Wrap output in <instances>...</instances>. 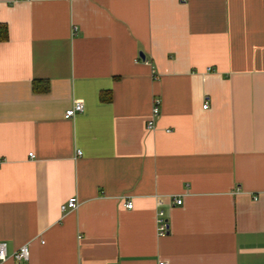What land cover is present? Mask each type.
Returning <instances> with one entry per match:
<instances>
[{
    "label": "crops",
    "instance_id": "0c3cea01",
    "mask_svg": "<svg viewBox=\"0 0 264 264\" xmlns=\"http://www.w3.org/2000/svg\"><path fill=\"white\" fill-rule=\"evenodd\" d=\"M0 23L3 264H264V0H0Z\"/></svg>",
    "mask_w": 264,
    "mask_h": 264
},
{
    "label": "built area",
    "instance_id": "2783aa9c",
    "mask_svg": "<svg viewBox=\"0 0 264 264\" xmlns=\"http://www.w3.org/2000/svg\"><path fill=\"white\" fill-rule=\"evenodd\" d=\"M75 31L77 30V27H74ZM161 98H155L154 103H153V111H152V117L148 120V128L153 129L156 127V119L159 117L161 113ZM204 107L208 108L209 107V102L205 101L203 104ZM85 105L83 101H76L70 109L67 110L65 117L66 118H72L75 116L77 113H82L85 111ZM78 155H82L83 153L80 150H77ZM29 155L35 156V154L30 153ZM182 199H177L176 202L181 204ZM79 204V199L78 197L74 196L70 198L68 201L64 202L61 205V210L62 211H67V210H74ZM127 208H132L133 207V202L128 201L126 204ZM157 224H158V234L159 236H163L168 233L169 231V223L166 217V212L164 209L160 210L158 212V217H157ZM8 243L5 240L0 239V264H3V262L8 258ZM14 257L17 260L20 261H29L30 260V245L25 244L22 245L19 249L14 254ZM159 264H168L167 261L163 260L160 261Z\"/></svg>",
    "mask_w": 264,
    "mask_h": 264
},
{
    "label": "trees",
    "instance_id": "16d2710c",
    "mask_svg": "<svg viewBox=\"0 0 264 264\" xmlns=\"http://www.w3.org/2000/svg\"><path fill=\"white\" fill-rule=\"evenodd\" d=\"M9 37V27L5 23H0V41L8 40ZM34 90L38 91L39 86L38 83L34 84Z\"/></svg>",
    "mask_w": 264,
    "mask_h": 264
},
{
    "label": "water",
    "instance_id": "95a60500",
    "mask_svg": "<svg viewBox=\"0 0 264 264\" xmlns=\"http://www.w3.org/2000/svg\"><path fill=\"white\" fill-rule=\"evenodd\" d=\"M144 57H145V55L143 54V55H142V58H144Z\"/></svg>",
    "mask_w": 264,
    "mask_h": 264
}]
</instances>
